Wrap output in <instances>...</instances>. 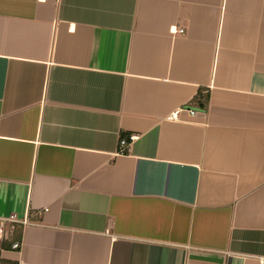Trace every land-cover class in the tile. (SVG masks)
Returning a JSON list of instances; mask_svg holds the SVG:
<instances>
[{
  "label": "crops",
  "instance_id": "obj_1",
  "mask_svg": "<svg viewBox=\"0 0 264 264\" xmlns=\"http://www.w3.org/2000/svg\"><path fill=\"white\" fill-rule=\"evenodd\" d=\"M13 215L10 264H262L264 0H0Z\"/></svg>",
  "mask_w": 264,
  "mask_h": 264
},
{
  "label": "built area",
  "instance_id": "obj_2",
  "mask_svg": "<svg viewBox=\"0 0 264 264\" xmlns=\"http://www.w3.org/2000/svg\"><path fill=\"white\" fill-rule=\"evenodd\" d=\"M185 30L184 28H180V29H173V33L177 34V33H184ZM190 112L195 113V111L190 110ZM178 114L174 113L172 114L171 118L172 119H177ZM137 138V136L132 135L130 137H126V136H122V138L120 139V152H126L130 146V144L135 141V139ZM18 222H22L20 220V218H18L17 216L13 215L10 216L8 218H3L0 219V237L2 239H8L10 238L11 240L13 239L14 233H15V228H16V224ZM23 223H27V220L23 221ZM20 242H13L12 246L14 249H18L20 248ZM264 264V262L262 263Z\"/></svg>",
  "mask_w": 264,
  "mask_h": 264
},
{
  "label": "trees",
  "instance_id": "obj_3",
  "mask_svg": "<svg viewBox=\"0 0 264 264\" xmlns=\"http://www.w3.org/2000/svg\"><path fill=\"white\" fill-rule=\"evenodd\" d=\"M0 263L10 264V262H6L0 258Z\"/></svg>",
  "mask_w": 264,
  "mask_h": 264
}]
</instances>
